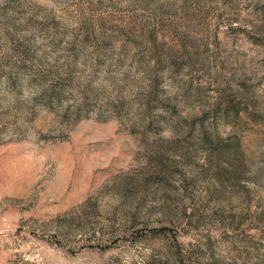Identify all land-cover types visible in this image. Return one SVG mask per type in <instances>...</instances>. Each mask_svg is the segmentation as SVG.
<instances>
[{
	"label": "rangeland",
	"instance_id": "1",
	"mask_svg": "<svg viewBox=\"0 0 264 264\" xmlns=\"http://www.w3.org/2000/svg\"><path fill=\"white\" fill-rule=\"evenodd\" d=\"M0 264H264V0H0Z\"/></svg>",
	"mask_w": 264,
	"mask_h": 264
}]
</instances>
